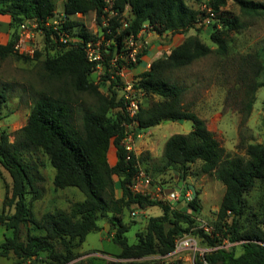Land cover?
I'll return each mask as SVG.
<instances>
[{
  "label": "trees",
  "instance_id": "trees-1",
  "mask_svg": "<svg viewBox=\"0 0 264 264\" xmlns=\"http://www.w3.org/2000/svg\"><path fill=\"white\" fill-rule=\"evenodd\" d=\"M193 1L201 3L204 0ZM236 1L243 14H264V3ZM206 4L217 13L216 17L225 30L243 27L237 16L221 14L226 0H206ZM106 5V0H66L64 12L94 11L101 24ZM56 6L55 0H0V15L10 16L11 29L8 42L0 43V56L15 54L19 58H30L19 54L15 44L20 25L28 19H35L44 31L43 48L47 51L44 68L59 82L56 88L34 101L27 123L16 131L14 141L7 134L0 137V163L12 178L11 186L6 185L0 211V224L10 230L0 244V257L13 253L22 263L29 260V264H38L40 254L46 253L47 264H68L79 256L75 248L82 245L90 232L101 230L98 221L106 219L114 227L112 241L119 246L116 257L123 259L114 264H143L132 259L165 255L174 250L176 240L184 234L193 235L202 244L213 247L224 240L236 243L207 253L205 258L210 264H264V142H246L242 137L238 147L245 150V155L226 149L208 128L207 121L185 105L186 89L167 77L169 70L187 66L211 53L209 44L198 35L186 37L170 53L158 55L148 70L137 75L135 84L145 95L158 97L148 106H144L141 99L136 116L139 127L147 129L163 121H192L190 132L176 133L167 139L161 158L162 169L177 165L179 175L186 177L189 165L201 161L203 173H215L225 192L212 232L200 227L193 213L200 209L198 192L187 203L186 209L130 191L128 184L137 171L136 162L145 158L133 155L132 160H126V149L121 144L123 121L128 118L116 81L110 79L108 72L107 60L114 47L103 61L105 74L100 80L108 82L107 91L103 92L99 82L91 78L97 69V61H89L84 48L86 41L96 39V36L82 29L78 36L83 41L76 44L60 42L58 36H53L52 31L43 25V21L53 15ZM127 6L132 17L127 27L114 37L118 45H122L126 34H137L145 23L159 33L170 31L174 34L188 31L199 20V11L189 6L187 0H114L118 15L111 20L113 30L120 24V14ZM201 13L200 20L203 21L207 14L204 10ZM219 23L213 22L211 39L218 44V52L225 53L226 39L224 31L218 29ZM68 24L76 26L80 23L71 20ZM259 54L264 68V50ZM40 55L41 51H36L34 57ZM258 86H264V80L257 83ZM72 95H76V99L82 95L93 99V103L83 109L80 123L74 116L76 99ZM6 99V89L0 88V102ZM251 105H247L248 111ZM111 144L117 150L115 165L108 161ZM37 150L46 154L55 170L54 189L74 187L84 194V199L72 202L67 210L56 208L37 217L28 199L29 194H32V200L42 196V190L36 185L38 177L34 172L37 166L24 158L25 152ZM114 176L119 177L118 185L123 191L121 197L115 196ZM258 183L263 186L260 209L247 215L245 196ZM132 203L141 208L158 206L162 213L149 216L145 228L136 232V241L130 243L126 232L132 224H127L123 215ZM7 208H13V211L7 212ZM29 223L23 239L22 225Z\"/></svg>",
  "mask_w": 264,
  "mask_h": 264
},
{
  "label": "rangeland",
  "instance_id": "rangeland-1",
  "mask_svg": "<svg viewBox=\"0 0 264 264\" xmlns=\"http://www.w3.org/2000/svg\"><path fill=\"white\" fill-rule=\"evenodd\" d=\"M264 3V0H256ZM204 0L201 3H195L193 0H187V4L199 11V20L195 26L188 31L172 33L169 31L164 44L172 42V35L188 36L198 35L202 41L209 44L212 52L201 57L191 64L171 69L167 72V77L171 82L183 86L184 103L196 113L204 118L213 128L215 136L222 144L233 153L245 155V150L239 148V142L244 137L246 142H264V86H257L264 80V68H262L260 52L264 50V14L247 15L240 11L236 0L228 1L222 8L221 14L224 16H237L243 27L239 30H225L219 23L217 17L211 20L210 24H203L202 16ZM58 8H62L64 0H56ZM80 24L70 26L67 23V30L71 38H76L82 29L92 33L96 29V19L92 14L84 19L77 20ZM218 21V29L224 31L223 37L226 39L227 51L218 52V44L211 39L213 31L212 24ZM32 27V26H31ZM35 29V36L27 42V46L33 49V52L21 53L30 56L29 59L19 58L15 54L6 57L0 56V88H5L7 99L0 102V137L4 134L9 135L11 141L15 140V133L23 127L28 120L34 101L45 92H49L59 85L56 79L49 76L44 68V59L47 51L43 48L44 32ZM11 36V29L6 17L0 18V43H7ZM41 51V55L35 58V52ZM53 52V50H51ZM50 51V52H51ZM105 73L91 75V78L99 82L101 91L106 92L108 82L100 80ZM256 87V88H255ZM121 94V93H119ZM76 99V95H72ZM142 104L148 106L157 96L143 95ZM93 103V99L88 95L79 96L74 102V116L77 123L81 121L83 109L88 108ZM251 103V109L248 111L247 105ZM221 118V119H220ZM220 119V120H219ZM238 125L235 131L234 124ZM182 132L185 130L183 127ZM24 158L35 164L37 170L34 172L36 185L42 190L41 198L32 200V194L28 195L29 201L33 205V210L37 217H41L47 211H53L56 208L69 209L74 201L84 199V194L74 187L65 189H54L52 182L53 168L49 159L42 151L25 152ZM145 160L149 159L144 157ZM151 160V159H150ZM162 159L151 162V165L145 163L146 167L155 180L162 182L166 190L178 188L181 179L177 165L165 167L162 169ZM201 161H196L189 165L187 175L184 179L182 194L189 192L191 198H181L178 202L172 203L175 207L187 208V203L191 201L195 193L198 192L200 209L194 211L198 225L210 226L214 228V221L223 198L225 187L220 182L215 173H203L200 170ZM151 168L153 170H151ZM12 184V178L9 172L0 163V211L3 208V201L6 192V185ZM262 184L257 186L246 194L247 215L258 212L263 195ZM13 211V208L7 212ZM136 214H132L135 212ZM142 208L131 205L123 215L127 224H132L126 235L130 243L136 241V232L146 226L149 216H157L162 213L158 206H151L147 213L141 212ZM102 226L101 230L90 232L81 246L76 247L75 251L78 257L68 264H114L116 253L119 246L112 241L114 234L113 225L106 219L99 220ZM31 224L22 225V238H26L27 228ZM4 233L9 235L10 230L0 224V243L4 240ZM190 235L184 234L182 235ZM202 244V243H201ZM204 245V244H202ZM57 249H61L57 243ZM46 253H41L38 264H47ZM112 258V259H111ZM134 261L143 264H184L185 260L177 257H171L168 260L163 258H154L148 255L142 258H134ZM30 261L20 262L19 259L11 253L8 257H0V264H29ZM192 264V263H187Z\"/></svg>",
  "mask_w": 264,
  "mask_h": 264
},
{
  "label": "built area",
  "instance_id": "built-area-1",
  "mask_svg": "<svg viewBox=\"0 0 264 264\" xmlns=\"http://www.w3.org/2000/svg\"><path fill=\"white\" fill-rule=\"evenodd\" d=\"M106 1L107 5L102 14L101 24L97 22L95 25L96 29L92 32V34L96 36V39L86 41L84 48L89 61H97V69L95 71L102 74L103 72L105 73L103 61L106 59V56L109 55L111 48L114 47V52L107 60L109 65L108 72L110 79L116 81V87L120 91V96L123 100L124 112L128 118V120L123 121L124 132L121 144L126 149V160H132L133 155L137 157V139L143 137L145 129L139 127L136 119L141 107V99L144 92L136 87V78L131 76L130 72L139 64L141 56L148 49L150 41L147 32L149 30H154L155 28L150 24H146L137 34H126L123 38L122 45H118L114 37L128 25V6L125 11L120 14V24L116 27V30H113L111 28V20L118 15V12L114 8V0ZM226 1L228 2L231 0ZM203 10L207 15L201 22H203V24H210L211 20L216 18L217 13H215V11L206 3L203 6ZM81 13L82 12L66 14L64 11H54L53 15L47 17L43 21V25L48 30L52 31L53 36L57 35V39L60 42L76 44L79 41H83V38L80 36L71 38L66 26L69 21L75 19V16H82ZM40 27L39 22L35 19L24 21L20 25L19 38L15 44V49L21 53L33 52V49L27 46V42L35 36V29L33 28H38L44 32L43 28ZM136 167L137 171L134 173L131 182L128 184L132 193L150 196L153 199L163 200L171 204L178 202L181 198L188 200L191 198L188 191L182 194L181 188L166 190L165 185L162 182L155 180L139 161L136 162ZM132 214H136V211L132 212ZM202 227L206 232H212L213 230V227L210 226ZM234 244L236 243L224 240L222 244L214 247L202 245L197 237L193 235H185L176 240L173 251L165 255L159 254L158 256H154V258H179L183 254L188 253L192 256L193 264H210L205 258L207 253L219 247L229 248ZM114 260L122 261L123 259L115 258Z\"/></svg>",
  "mask_w": 264,
  "mask_h": 264
},
{
  "label": "crops",
  "instance_id": "crops-1",
  "mask_svg": "<svg viewBox=\"0 0 264 264\" xmlns=\"http://www.w3.org/2000/svg\"><path fill=\"white\" fill-rule=\"evenodd\" d=\"M56 1V0H55ZM64 0V4H65ZM55 11L57 12H63L64 11V5L62 8H58L56 6ZM92 14V18H95L96 13L94 11L87 12V13H81L82 16H75L74 18L77 20L84 19L88 16V14ZM6 17L8 19V22H10V16L9 15H0ZM132 17L131 12L129 11L128 7V14L127 18L130 19ZM149 24L145 23L144 25ZM143 25V26H144ZM169 31H164L162 33H159L156 29L154 30H149L147 32L148 39L150 41V44L148 46V49L146 50L145 53L141 56V60L137 66H135L134 69L131 70L130 75L133 77H137V75L143 71H146L150 68L151 62L161 54H168L170 53L171 49L180 44L185 38L184 36H178V35H172L173 39L172 42H170L168 45L164 44V41H167L168 39L166 38L168 35ZM120 93V91H119ZM199 115H204V113H197ZM221 119V118H220ZM219 119V120H220ZM208 128L214 132L213 128L207 123ZM235 126V131H237V123L234 124ZM185 128V130L182 132V128ZM192 130V121L190 120H181V121H163L160 124L147 128L144 130L143 137L137 139L136 142V151H137V156H142V157H147L149 159L141 160L142 162L139 161L141 165H144L145 163H148V165H151L153 161L161 159L163 155V149L164 145L167 141V139L176 133H188ZM222 144V143H221ZM226 149L230 150L232 148H229L226 146V144H222ZM151 159V160H150ZM108 161L110 165H115L117 162V150L114 144H111L110 149L108 151ZM151 170H153L151 168ZM55 174V170L53 169V175H52V182H53V177ZM114 180L116 182L115 186V196L116 197H121L122 196V189L119 187V177L114 176ZM133 206H138L137 203H132ZM151 206H148L146 208H142L141 212L147 213V210ZM4 235H6L4 233ZM5 238V236H4ZM2 243V242H1ZM0 243V244H1ZM159 254H154V256H158ZM183 260H185L184 264L192 263L193 264V259L192 256L188 253L183 254L181 257H179ZM168 260V258H165L164 260Z\"/></svg>",
  "mask_w": 264,
  "mask_h": 264
},
{
  "label": "water",
  "instance_id": "water-1",
  "mask_svg": "<svg viewBox=\"0 0 264 264\" xmlns=\"http://www.w3.org/2000/svg\"><path fill=\"white\" fill-rule=\"evenodd\" d=\"M184 179H185V176H184V175L181 176V179H180V181H179V183H178V189H180V187L183 185V183H184Z\"/></svg>",
  "mask_w": 264,
  "mask_h": 264
}]
</instances>
